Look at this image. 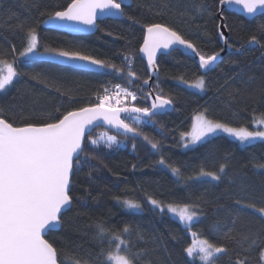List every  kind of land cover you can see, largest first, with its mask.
<instances>
[{"label":"trees","instance_id":"16d2710c","mask_svg":"<svg viewBox=\"0 0 264 264\" xmlns=\"http://www.w3.org/2000/svg\"><path fill=\"white\" fill-rule=\"evenodd\" d=\"M67 2L69 0H0L3 5L0 9V59L11 62V45L21 49L26 30L37 26L42 45L84 51L123 68L124 74L129 69L123 56L132 55L135 58L132 70L139 79L129 84L126 75L120 78L114 70L86 71L44 59L27 66L17 59V71L26 75L14 80L7 94L0 95V109L20 124L40 123L50 115L95 103L96 93L108 84H121L136 91V106H150L149 101H142L148 91L143 81L149 79V74L138 52L144 24L164 23L180 31L204 55L220 53L223 49L217 27L220 24L218 0H132L130 7L125 6L123 19L99 21L97 31L89 35H70L44 28L40 21L46 17L39 13L60 10ZM197 6H202L199 12ZM224 20L230 51L204 75V93L180 83L181 77L192 83L202 75L192 58L179 50L158 58L159 77L152 89L155 94L159 92L172 99V110L157 115L155 124L142 125L139 130L160 143V152H154L142 137L120 135L104 126L92 131L93 138L103 132L117 134L122 137L124 146L99 153L89 150L98 158L91 161V166L81 162L83 170L73 180V207L63 214L62 227L46 237L63 250L65 264H73V258L77 257L89 260L90 264H102L99 257L102 246L95 239L98 221L117 229L125 223L138 225L144 239L139 240L133 234V250H146L145 259L152 264H188L183 249L192 244L194 238L175 217L154 212L145 202L146 194L165 203H200L203 215L191 231L199 233L201 239L224 243L229 247L230 256L240 249L234 241L214 237L213 226L218 225L221 232L231 228L236 240L244 235L264 233V220L259 214L235 204L240 199L244 205L264 207V170L253 167V162L264 163V142L240 145L229 137L217 135L194 148L183 150L180 147V134L189 131L197 112H203L211 120L250 129L253 128V113L264 112V32L260 31L264 15L249 19L224 10ZM253 34L261 46L247 43ZM36 73L41 74L40 78L32 79ZM161 154L182 169L185 180L178 183L169 170L158 164ZM220 163H227L228 167L227 175L219 182L187 179L195 177L201 166L215 171ZM115 196L138 200L144 204L143 211L129 212L114 199ZM173 236L176 239H172ZM242 254L249 256L250 264H257L255 250ZM218 264H229L228 257H222Z\"/></svg>","mask_w":264,"mask_h":264},{"label":"snow or ice","instance_id":"6c2138e0","mask_svg":"<svg viewBox=\"0 0 264 264\" xmlns=\"http://www.w3.org/2000/svg\"><path fill=\"white\" fill-rule=\"evenodd\" d=\"M125 6L130 7L131 0H69L60 10L40 12L41 17H46L40 22L55 27L76 28L85 25L90 29H98V19L124 18ZM232 6H240L248 16L264 15V0H218L219 16L224 18V9H231ZM2 7L0 3V9ZM201 7L197 6L198 12ZM127 19L140 23L132 16H127ZM20 27L23 29V25ZM217 27L219 29L220 26ZM260 31L264 32V25L260 26ZM142 32L144 33L142 45L138 52L143 54L142 59L146 57L147 67L154 74L159 72L157 53L161 49L175 50L182 47L190 50L198 57V64L205 70V74L207 70L214 68L220 57L219 52L202 54L198 46L190 39H186L184 34L164 23L144 24ZM218 35L227 44L228 38L224 33L218 31ZM24 41L19 50L15 45H11L13 56L11 62L0 59V95L7 94L13 86V81L26 75L17 71L15 67L17 59L27 66H33L36 61L45 58L63 61L66 64L82 62L100 70H114L120 74V78L126 75L129 84L139 79L132 70L135 63L132 55L123 56L125 66L129 69L124 74L123 68L84 51L42 45L37 26H31L26 30ZM247 43L250 46H261L255 34L248 38ZM228 46L231 47L230 44ZM40 76V73H36L32 79H39ZM180 80L186 86L201 91L206 87L204 75L198 76L192 83L183 77ZM143 83L151 89L152 86L147 80ZM153 91L150 90L142 98L143 102L150 101V106L140 107L136 106L138 100L136 91H131L120 84L102 86L95 95V103L64 113H59L57 109L56 112L59 114L50 115L40 123L20 124L4 109H0V264H65L66 255L63 250L54 246V243L45 239V236L62 227L63 214L73 207L74 197L71 195L74 188L73 180L76 174L83 170L84 165L81 162L91 166V161L98 158L91 155L89 150L99 153L105 149L119 148L123 143L116 135H110L108 132L93 138L92 131L106 124L120 135L142 137L154 152H160V143L154 142L139 129L142 125L155 124V117L167 110L173 101L159 92L153 95ZM122 114L124 118H121ZM251 124L255 130H250L248 126L233 127L200 114L196 117V124L191 132L181 133V139L185 141L183 147L187 148L220 134H227L241 144L264 142V112L253 113ZM135 147L133 144V150ZM158 164L169 170L178 183L185 180L182 169L170 163L162 154ZM227 167V163H220L215 171H209L201 166L195 177L189 176L187 179L219 182L222 176L227 175ZM253 167L264 170V163L253 162ZM88 175L91 176L92 172L89 171ZM114 199L129 212L143 211L144 204L138 200L121 196H115ZM145 202L154 212L161 215L167 213L175 217L183 228L190 232L194 242L183 249L188 264H218L222 257H228L229 264H250L249 256L242 253L253 250L257 252V264H264V233L244 235L241 240H236L231 228L221 232L218 225L213 226L211 231L214 237L234 241L240 249L230 256L229 247L224 243L201 239L199 233L191 231L203 215L200 203L195 201L165 203L147 194ZM235 204L240 208H251L259 214L261 220H264V207L257 208L255 204L244 205L240 199H237ZM95 228V239L102 246L99 253L102 264H152L151 260L145 259L146 250H133L134 245L131 243L133 234L139 240L144 239L138 225L125 223L117 229L98 221ZM172 239L176 237L173 236ZM73 264L90 262L77 257L73 258Z\"/></svg>","mask_w":264,"mask_h":264},{"label":"water","instance_id":"95a60500","mask_svg":"<svg viewBox=\"0 0 264 264\" xmlns=\"http://www.w3.org/2000/svg\"><path fill=\"white\" fill-rule=\"evenodd\" d=\"M131 4H132V0H131ZM224 10L231 11V12H236V13H238L240 15H243L246 18H249V19H252V18L260 15V14H257L255 16H248L246 13H244L241 10L240 6H232L231 9L225 8ZM218 17L220 19L219 31H222L224 33V36L226 38H228V40H229V32H228L227 28L225 27V20H224V18H221L219 16V14H218ZM106 19L121 20L123 18L105 17V18L98 19L97 23L99 21L106 20ZM43 27L46 28V29H49V30L59 31V32H63V33H66V34H70V35H89V34H94L97 31V29H90V28H88V26H85V25H79L76 28H69V27H55L53 25H45V24H43ZM228 40H227V44H226L225 41L220 38L221 44L223 46V51L220 52V57H219L216 65L219 62H221L222 59H223V57L230 51V47L228 46V44H229L228 43ZM175 50H179L182 53H184L185 55H187L190 58H192L197 63V65H198V67H199L200 72H201L202 75H206L208 72H210L211 70H213L216 67V65H215L214 68H212L210 70H207V73L205 74V70L201 69L200 66H199V64H198V57L194 56L191 53L190 50H187V49L182 48V47H177ZM172 51H174V50L173 49H167V50L161 49L157 53V61H158V58H159L160 55L169 54ZM139 54L142 57L143 54H141V53H139ZM44 60H48V61H51V62H54V63H58V64H62V65H67V66H70V67H73V68H76V69H80V70H86V71H102L99 68H95L93 66L85 65L82 62L81 63H78V64H66L63 61H59V60H50V59H47V58H45ZM143 60H144V62L146 64L147 72L149 74V79L147 80L148 81V84L152 86L153 82L159 77V72H158V74L152 73L151 72V69L147 67V59H146V57H144ZM143 87H145L148 90L145 94H147L150 90H153L152 87L150 89L149 87L145 86L144 84H143ZM153 95H155L154 91H153ZM171 110H172V105L169 108H167V110H165L164 112H162V113H160L158 115L165 114L167 112H170ZM123 117H124V114H122V117L121 118H123ZM102 126H104L106 128H109L111 130H115V129L111 128L110 126L106 125V124H103ZM55 231H57V230H55ZM46 237H47V235L45 236V239H46Z\"/></svg>","mask_w":264,"mask_h":264},{"label":"rangeland","instance_id":"374dc122","mask_svg":"<svg viewBox=\"0 0 264 264\" xmlns=\"http://www.w3.org/2000/svg\"><path fill=\"white\" fill-rule=\"evenodd\" d=\"M180 83H181L183 86H185V87H187L188 89H190V90L197 91V92H200V93H204V92H205V89H204L203 91H201L200 89H197V88H194V87H188V86H186L185 84H183L182 82H180ZM200 114H203V115L206 117V115H205L203 112H197V113H195V114L193 115V117H192V120H191V123H190V129H189L188 132H191L193 126L196 124V117H197L198 115H200ZM250 130H255L254 126H253V128L250 129ZM188 132H187V133H188ZM103 133H105V132H103ZM101 134H102V133H101ZM108 134H110V135H116L117 138H118L120 141H122V140H121L122 137H120L119 135L114 134V133H111V132H108ZM220 135H223V136L229 137L230 139H233V140L237 141L235 138H233V137H231V136H228L227 134H220ZM209 138H211V137H209ZM209 138H207V139H209ZM179 139H180V147H181V149H183V150H187V149H190V148H194V147L197 146L198 144L202 143V142H200V143H197V144H195V145H189V147L185 148V147H183V144L185 143V141L181 139V134H180ZM207 139H206V140H207ZM206 140H205V141H206ZM237 142H238L240 145H248V144H241L239 141H237ZM255 142H258V141H255ZM253 143H254V142H253ZM121 145L124 146V143H122ZM200 180H204V179H200ZM193 242H194V240H193Z\"/></svg>","mask_w":264,"mask_h":264},{"label":"built area","instance_id":"2783aa9c","mask_svg":"<svg viewBox=\"0 0 264 264\" xmlns=\"http://www.w3.org/2000/svg\"><path fill=\"white\" fill-rule=\"evenodd\" d=\"M114 85V84H113ZM121 85V84H120ZM107 86H111L110 84H108ZM122 86V85H121ZM129 90H131L130 88H129ZM132 91V90H131Z\"/></svg>","mask_w":264,"mask_h":264}]
</instances>
